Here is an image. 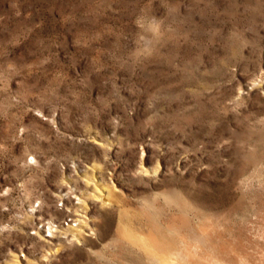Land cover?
Listing matches in <instances>:
<instances>
[{
    "label": "rangeland",
    "instance_id": "obj_1",
    "mask_svg": "<svg viewBox=\"0 0 264 264\" xmlns=\"http://www.w3.org/2000/svg\"><path fill=\"white\" fill-rule=\"evenodd\" d=\"M0 264H264V0H0Z\"/></svg>",
    "mask_w": 264,
    "mask_h": 264
}]
</instances>
